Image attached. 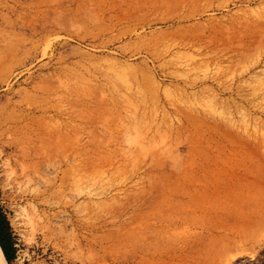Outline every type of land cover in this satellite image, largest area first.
<instances>
[{"label": "rangeland", "instance_id": "374dc122", "mask_svg": "<svg viewBox=\"0 0 264 264\" xmlns=\"http://www.w3.org/2000/svg\"><path fill=\"white\" fill-rule=\"evenodd\" d=\"M12 264H264V0H0Z\"/></svg>", "mask_w": 264, "mask_h": 264}, {"label": "trees", "instance_id": "16d2710c", "mask_svg": "<svg viewBox=\"0 0 264 264\" xmlns=\"http://www.w3.org/2000/svg\"><path fill=\"white\" fill-rule=\"evenodd\" d=\"M0 247L9 264L16 259V248L14 247L10 224L0 209Z\"/></svg>", "mask_w": 264, "mask_h": 264}, {"label": "bare ground", "instance_id": "6f19581e", "mask_svg": "<svg viewBox=\"0 0 264 264\" xmlns=\"http://www.w3.org/2000/svg\"><path fill=\"white\" fill-rule=\"evenodd\" d=\"M0 264H9L7 259L5 258V255L1 247H0Z\"/></svg>", "mask_w": 264, "mask_h": 264}]
</instances>
